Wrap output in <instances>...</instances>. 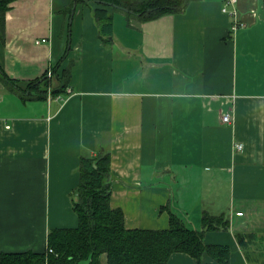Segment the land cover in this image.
I'll return each mask as SVG.
<instances>
[{
    "label": "crops",
    "instance_id": "obj_1",
    "mask_svg": "<svg viewBox=\"0 0 264 264\" xmlns=\"http://www.w3.org/2000/svg\"><path fill=\"white\" fill-rule=\"evenodd\" d=\"M224 1L190 0L151 20L106 6L109 43L95 2L10 3L0 71L16 86L0 75V252H42L51 228L77 227L81 157L106 150L111 205L128 228H168L170 206L196 228L204 212L224 214L229 229L205 242L253 264L236 232L264 233V0H238L234 15ZM236 20L244 26L233 30ZM47 78L46 98L24 91ZM167 264L198 263L175 253Z\"/></svg>",
    "mask_w": 264,
    "mask_h": 264
},
{
    "label": "trees",
    "instance_id": "obj_2",
    "mask_svg": "<svg viewBox=\"0 0 264 264\" xmlns=\"http://www.w3.org/2000/svg\"><path fill=\"white\" fill-rule=\"evenodd\" d=\"M15 0H0V27L5 24L10 3ZM86 4L87 0H73ZM104 5L94 8V14L101 27V37L109 43L113 34V13L123 10L128 17L143 20L158 18L166 13L183 11L190 0H90ZM108 33V38L105 34ZM8 85L12 80L0 71ZM70 72L65 70L62 85L54 88L56 94L68 85ZM50 79L39 83L31 81L28 90L38 97L46 98ZM17 91V87H13ZM29 93V96L31 97ZM21 94V93H20ZM29 98V97H25ZM81 181L73 194V209L79 216V224L73 228H51L48 233L47 249L42 252H0V264H101L106 254L107 264H167L175 253H186L203 263L207 253L219 264H231V246L207 244L206 231L227 230L230 221L224 214L204 212L200 228L192 225L186 216L170 209V225L164 229L128 228L125 213L121 207L111 205V154L100 150L96 156H82L80 164ZM165 206L163 208H167ZM236 237L246 258L253 264H264V233L238 231ZM50 248L53 250L50 251Z\"/></svg>",
    "mask_w": 264,
    "mask_h": 264
},
{
    "label": "built area",
    "instance_id": "obj_3",
    "mask_svg": "<svg viewBox=\"0 0 264 264\" xmlns=\"http://www.w3.org/2000/svg\"><path fill=\"white\" fill-rule=\"evenodd\" d=\"M238 2V0H225L224 1V4H223V8H222V10H223V12H225V13H228V14H230V15H234L235 14V8H233V9H231L230 8V6L231 5H235L236 3ZM242 26H244L243 25V23H241V22H239L238 20H236V21H234L233 22V24H232V29L233 30H237L238 28H240V27H242ZM44 41L46 40V39H43ZM224 119L226 120V121H230V115L229 114H227V115H225L224 116ZM238 147H243V145L242 144H238ZM238 214H241V213H238ZM53 249L52 248H50V251H52Z\"/></svg>",
    "mask_w": 264,
    "mask_h": 264
},
{
    "label": "rangeland",
    "instance_id": "obj_4",
    "mask_svg": "<svg viewBox=\"0 0 264 264\" xmlns=\"http://www.w3.org/2000/svg\"><path fill=\"white\" fill-rule=\"evenodd\" d=\"M90 0H87V2H89ZM90 2H94V1H90ZM80 4V3H79ZM100 5V4H99ZM102 6H104V5H102ZM235 8V7H234ZM231 9H233V8H231ZM236 11V10H235ZM239 29V28H238ZM105 37H107L108 38V33L107 34H105ZM49 76H51V74L49 75ZM182 212V211H181ZM182 215H184V216H186L185 214H182ZM190 221H192L191 219H190Z\"/></svg>",
    "mask_w": 264,
    "mask_h": 264
}]
</instances>
